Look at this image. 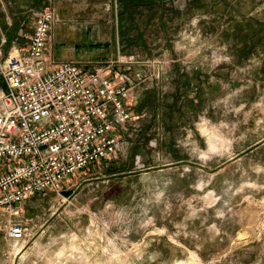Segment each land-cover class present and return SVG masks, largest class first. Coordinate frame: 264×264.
Wrapping results in <instances>:
<instances>
[{"label": "rangeland", "instance_id": "rangeland-1", "mask_svg": "<svg viewBox=\"0 0 264 264\" xmlns=\"http://www.w3.org/2000/svg\"><path fill=\"white\" fill-rule=\"evenodd\" d=\"M48 2L25 30L40 11L56 13ZM153 8L147 25L139 12L133 20L142 40L111 42L122 57L110 62L131 59L138 81L125 153L76 175L62 196L27 202L25 238L0 233V264H264V28L233 30L264 23V0H154ZM179 162L204 168L108 179Z\"/></svg>", "mask_w": 264, "mask_h": 264}, {"label": "built area", "instance_id": "built-area-1", "mask_svg": "<svg viewBox=\"0 0 264 264\" xmlns=\"http://www.w3.org/2000/svg\"><path fill=\"white\" fill-rule=\"evenodd\" d=\"M58 22L36 14L24 48L0 43V233L25 238L23 208L48 193L63 195L76 175L125 153L137 130L138 81L119 58L90 70L48 51Z\"/></svg>", "mask_w": 264, "mask_h": 264}, {"label": "crops", "instance_id": "crops-1", "mask_svg": "<svg viewBox=\"0 0 264 264\" xmlns=\"http://www.w3.org/2000/svg\"><path fill=\"white\" fill-rule=\"evenodd\" d=\"M1 5L4 31L1 29L0 43L4 50L26 47L33 33L24 29L27 20L49 5L48 0H2ZM51 6L61 22L52 29L48 51L58 62H76L93 70L122 57L117 44L114 47L111 42L118 47L122 42L126 48L142 40L136 37L142 32H137L133 20L139 12L144 21L141 25H147L153 18L154 0H52Z\"/></svg>", "mask_w": 264, "mask_h": 264}, {"label": "trees", "instance_id": "trees-1", "mask_svg": "<svg viewBox=\"0 0 264 264\" xmlns=\"http://www.w3.org/2000/svg\"><path fill=\"white\" fill-rule=\"evenodd\" d=\"M247 23V24H246ZM254 27H262L261 28V30L264 28V23H262V22H260V21H257V20H252V19H250V20H243V21H241V22H236L235 24H234V26H233V30H234V35H241V34H243L244 33V30L245 29H248V31L251 33V32H254V33H258V31L257 30H255V28ZM264 30V29H263ZM249 33V34H250ZM260 33V32H259ZM244 39H245V37H243ZM242 38V39H243ZM243 42H244V45H245V43H246V39H245V41L244 40H242ZM248 48H250V47H247V45H245L244 46V50H246V49H248Z\"/></svg>", "mask_w": 264, "mask_h": 264}, {"label": "water", "instance_id": "water-1", "mask_svg": "<svg viewBox=\"0 0 264 264\" xmlns=\"http://www.w3.org/2000/svg\"><path fill=\"white\" fill-rule=\"evenodd\" d=\"M263 143H264V141L262 143H260V144H263ZM182 164H190V165L200 166V167L204 168L202 165H199V164H196V163H193V162H179V163H172V164H169V165H165V166H162V167L149 168V169L142 170V171H132V172H129V173L117 174V175H114L112 177H109L108 179H113V178H118V177H123V176H131V175H135V174H139V173H143V172H152V171H156V170H164V169H168V168L181 166ZM219 169H221V168H219Z\"/></svg>", "mask_w": 264, "mask_h": 264}, {"label": "bare ground", "instance_id": "bare-ground-1", "mask_svg": "<svg viewBox=\"0 0 264 264\" xmlns=\"http://www.w3.org/2000/svg\"><path fill=\"white\" fill-rule=\"evenodd\" d=\"M23 250H19V253L22 254ZM18 257V256H17ZM19 258V257H18Z\"/></svg>", "mask_w": 264, "mask_h": 264}]
</instances>
